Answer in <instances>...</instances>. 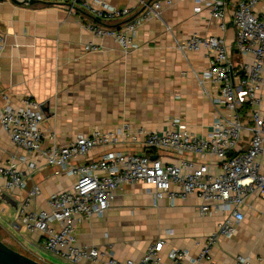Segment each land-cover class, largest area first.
Here are the masks:
<instances>
[{
  "label": "crops",
  "instance_id": "obj_1",
  "mask_svg": "<svg viewBox=\"0 0 264 264\" xmlns=\"http://www.w3.org/2000/svg\"><path fill=\"white\" fill-rule=\"evenodd\" d=\"M105 1L119 8H134V13L120 22L133 18L141 9L139 0ZM227 1L226 29H221L211 9L197 0H161V16L144 21L135 38L138 48L124 52L113 38H99L86 29L90 16L83 11H71L70 0H38L23 5L0 0V31L5 37L0 56V90L11 97L16 108L22 107L26 98L42 103L40 129L45 147L64 145L97 131L113 132L124 122L134 128L161 131L175 117L182 118L194 134L207 137L213 122L225 111L216 102L218 86L203 78L210 58L204 51L182 52L178 44L194 34L219 36L229 45L232 59L243 60L235 48L233 8L237 0ZM257 10H264V1ZM90 42L99 49L87 50ZM113 148L143 151L140 144ZM108 149L97 147L76 161L99 158ZM33 156L17 146L0 125V163L15 164L27 177L29 186H40L29 209H49L50 196L71 188L76 179L56 173V168L43 156L36 159L37 168L29 173L28 162ZM159 157L167 163L176 161L170 153H160ZM193 157L218 162L214 156ZM260 161L264 172V151ZM24 193L0 192L2 216L8 217V206L13 208V220L5 224L7 227H12L17 203ZM202 203L195 194L171 203L168 198L156 199L143 182L125 185L103 216L74 224L77 243L95 246L101 252L112 250L120 261H139L151 243L163 239L166 244L160 264H170L168 253L174 248L197 257L206 237L218 229L226 216L225 211L201 215ZM243 212L244 219L237 225L236 234L232 238L221 236L212 248L215 264H237L239 255L248 257L251 264H264V198L259 192L250 195ZM21 230L17 236L13 234L19 246L50 264L55 263L43 258L45 252L60 264H72L45 249L42 232ZM102 259L96 264H105L108 257ZM196 264L210 263L202 259Z\"/></svg>",
  "mask_w": 264,
  "mask_h": 264
},
{
  "label": "built area",
  "instance_id": "obj_2",
  "mask_svg": "<svg viewBox=\"0 0 264 264\" xmlns=\"http://www.w3.org/2000/svg\"><path fill=\"white\" fill-rule=\"evenodd\" d=\"M197 1L211 9L221 29H226L227 0ZM261 1L264 0H237L233 8L235 48L243 60L234 61L229 45L219 36L194 34L178 44L182 52L204 51L210 58V67L203 72V78L218 86L216 102L225 111L213 122L207 137L194 134L182 118L175 117L171 125L161 131L134 128L124 122L113 132L97 131L80 135L64 145L45 147V136L40 129L42 103L26 98L24 105L16 108L11 97L0 90V125L17 146L34 154L28 162L29 173L36 170V159L43 156L56 168V173L76 179L71 188L50 196L49 209L32 211L29 206L39 195L40 186H29L27 177L15 164L0 163V179L3 180L0 192L25 191L17 203L12 227L20 230L24 226L28 232H42L45 249L72 264H96L103 256L108 257L105 264H160L166 244L163 239L151 243L139 261H120L112 250L101 252L95 246L79 245L75 235L76 222L103 216L122 187L143 182L158 200L168 198L175 203L179 198L184 200L195 194L203 200L199 207L201 215L226 212L218 229L206 237L197 257L175 248L168 253L170 264H185V261L196 264L202 259L215 264L212 248L221 236L232 238L236 234L250 195L259 192L264 198V172L260 161L264 151V10H257ZM139 6V13L120 22L134 13L133 7L119 8L105 0H70L69 3L71 11H83L90 16L86 29L96 37L113 38L124 52L138 48L135 38L144 21L161 16V0H139ZM4 45L5 37L0 31V56ZM86 49L96 51L99 47L90 42ZM131 144H140L143 151L113 148ZM97 147L110 149L99 158L83 163L76 161ZM160 153H170L176 161L167 163L159 157ZM154 154L158 156L153 158ZM193 156H214L218 162L200 161ZM236 262L251 264L250 259L242 255L236 257Z\"/></svg>",
  "mask_w": 264,
  "mask_h": 264
},
{
  "label": "rangeland",
  "instance_id": "obj_3",
  "mask_svg": "<svg viewBox=\"0 0 264 264\" xmlns=\"http://www.w3.org/2000/svg\"><path fill=\"white\" fill-rule=\"evenodd\" d=\"M7 211H8L7 212L8 217H5V218H4V216H2L1 211H0V214H1L0 224H2L0 226V240L5 242L7 245L12 247L13 249H15V250H17L23 254H26V255L32 257L33 259H36V260H38L44 264H50L49 262H46L45 260H41V258L38 257L39 255H35V254L31 253V252L27 251V249H24L23 247H21L17 243H15L16 240H15V237L13 236V234H16V236H17L18 230H15L13 227H7V225H5V224L9 223L10 220H13L12 219V216L14 215V214L12 215L13 208L11 206H8ZM24 230H25V228H24V226H22V230L19 232H23ZM8 232H11L12 234H9ZM43 258L47 259V261H50L51 263L60 264L56 257L50 255L47 252H45V254L43 255Z\"/></svg>",
  "mask_w": 264,
  "mask_h": 264
},
{
  "label": "water",
  "instance_id": "obj_4",
  "mask_svg": "<svg viewBox=\"0 0 264 264\" xmlns=\"http://www.w3.org/2000/svg\"><path fill=\"white\" fill-rule=\"evenodd\" d=\"M11 1L19 5L33 4L38 2V0H11ZM153 158H155V156H153ZM0 264H44V263L13 249L5 242L0 240Z\"/></svg>",
  "mask_w": 264,
  "mask_h": 264
}]
</instances>
